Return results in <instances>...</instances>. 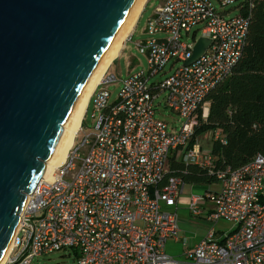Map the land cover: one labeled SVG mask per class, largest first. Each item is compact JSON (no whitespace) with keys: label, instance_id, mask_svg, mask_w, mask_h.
<instances>
[{"label":"built area","instance_id":"obj_1","mask_svg":"<svg viewBox=\"0 0 264 264\" xmlns=\"http://www.w3.org/2000/svg\"><path fill=\"white\" fill-rule=\"evenodd\" d=\"M217 2L219 9L211 0H161L153 7L142 28L149 36L135 41L146 70L127 72L109 101L106 85L114 75L104 69L84 109L91 99L94 131L78 144L72 140L51 180L40 179L26 194L1 264H29L33 256L63 248L72 250L76 264H264L260 152L237 168L215 172L217 190L190 195L189 214L211 226L179 257L165 250L168 240L180 239L175 210L184 184L171 175L159 185L167 158L213 173V157L192 137L193 129L207 112L205 94L230 72L245 40L247 16L235 5L233 14L224 9L238 0ZM199 35L209 37L208 45L182 64ZM167 61L171 71L149 80ZM162 92L163 106L177 115L170 129L154 113ZM217 221L233 227L214 237L221 231L212 226Z\"/></svg>","mask_w":264,"mask_h":264},{"label":"water","instance_id":"obj_2","mask_svg":"<svg viewBox=\"0 0 264 264\" xmlns=\"http://www.w3.org/2000/svg\"><path fill=\"white\" fill-rule=\"evenodd\" d=\"M133 0H0V256L68 108ZM210 39L195 38L197 58Z\"/></svg>","mask_w":264,"mask_h":264},{"label":"trees","instance_id":"obj_3","mask_svg":"<svg viewBox=\"0 0 264 264\" xmlns=\"http://www.w3.org/2000/svg\"><path fill=\"white\" fill-rule=\"evenodd\" d=\"M235 7L248 18L240 55L205 94L207 112L192 134L194 138L210 131L213 173L170 155L159 185L171 175L187 183L209 184L217 181L215 172L237 168L256 152L264 153V0H238Z\"/></svg>","mask_w":264,"mask_h":264},{"label":"rangeland","instance_id":"obj_4","mask_svg":"<svg viewBox=\"0 0 264 264\" xmlns=\"http://www.w3.org/2000/svg\"><path fill=\"white\" fill-rule=\"evenodd\" d=\"M212 3L217 7L220 8L218 5L217 0H211ZM161 2V0H145L130 31V37L125 39L122 43V47L119 49L118 54L113 58L111 63L108 65L106 69V74H113L114 79L108 82L106 85V89L108 90V100H113L116 97V93L120 86L121 79L126 75L127 72L137 71L140 69L146 70V59L145 56L138 51L135 46V41L145 38L149 36L145 31L142 30L146 18L151 14L153 7ZM236 4L226 5L224 7L226 12L229 14H233L235 9L233 6ZM198 33V30H197ZM152 36H159V33H154ZM184 34H182V39H188ZM179 62H176V65ZM171 71L169 68V61L163 67V71L156 73L155 75L151 76L149 80L157 79L163 76L164 74ZM102 85H97V88H100ZM163 92L155 98V109L154 113L157 117L163 119L168 124V128L176 127L178 122L176 120L177 115L173 112L169 107H164L162 104V96ZM158 101V102H157ZM92 112V104L91 99L88 103V106L85 110L84 117L81 121V129H79L73 138V143L78 144L81 142L82 137L85 133L93 132L94 131V120L95 115H91ZM96 114V111H95ZM209 130H206L198 135V141L205 146L209 142ZM193 186V187H192ZM194 188V189H192ZM204 184H191V183H184L183 185V194L188 195L189 193H197L200 194L204 190ZM187 210L183 209V207H178L176 210L178 225H179V233L178 237L180 241L178 242V246L175 243L167 242L166 250L170 255L175 257H179L180 251L183 248H190L196 239L202 238L207 229L211 226V222L205 221L202 217L199 216H192L186 213ZM214 228H217L221 231L215 233L214 237L222 236V233L229 231L232 229L233 224L231 222L226 221H217L212 224ZM183 247V248H182ZM178 251V252H177ZM177 252V253H176ZM29 264H76V258L72 252V250L68 248L54 250L45 254H40L37 256H33Z\"/></svg>","mask_w":264,"mask_h":264},{"label":"bare ground","instance_id":"obj_5","mask_svg":"<svg viewBox=\"0 0 264 264\" xmlns=\"http://www.w3.org/2000/svg\"><path fill=\"white\" fill-rule=\"evenodd\" d=\"M144 1L145 0L132 1L128 9L123 13L118 25L112 32L104 48L99 53V58H96L92 67L88 71L81 84V87L79 88V93L75 96L60 124L62 127L61 132L57 136L49 155H47L42 161V168L36 183H38L40 179L43 181H50L52 178V171L54 170L55 166L63 161L66 151L80 125V121L91 91L98 82L101 74L107 67L110 60L118 54L119 49L122 47L123 40L129 33ZM26 194H28V192H25L22 203ZM16 222L6 244L4 245L0 256V264L9 250L11 236L15 232Z\"/></svg>","mask_w":264,"mask_h":264},{"label":"crops","instance_id":"obj_6","mask_svg":"<svg viewBox=\"0 0 264 264\" xmlns=\"http://www.w3.org/2000/svg\"><path fill=\"white\" fill-rule=\"evenodd\" d=\"M132 28V27H131ZM114 58V57H113ZM113 58L110 60V62L108 63V65L111 63V61L113 60ZM108 65H107V67H108ZM107 67L105 68V69H107ZM197 138H198V136H197ZM209 139H211V133H210V131H209ZM210 141L211 140H209V142L205 145V146H203L201 143H200V141H199V143H200V145H201V147L202 148H204V149H206V150H209V147H210ZM185 183V182H184ZM187 183V182H186ZM191 184H194V183H191ZM184 185V184H183ZM193 187V186H192ZM218 187H219V182H217V181H215V182H212V183H209V184H204V189L203 190H217L218 189ZM192 189H194V188H192ZM191 194H197V193H189L188 195H184L183 194V186H182V193H181V195L179 196V198H178V200H177V204H176V210H177V208L178 207H183V209H186L187 210V208H186V202L188 201V198L190 197V195ZM176 210H175V212H176ZM186 213H188L189 214V211L187 210V212ZM176 217H177V215H176ZM177 224H178V220H177ZM178 228H179V225H178ZM180 231V230H179ZM199 239H201V237L200 238H198V239H196V241L194 242V244L199 240ZM180 241V239H177V240H168L167 242H172V243H175L177 246H178V242ZM167 242H166V244H167ZM166 244H165V250H166ZM193 244V245H194ZM192 245V246H193ZM191 246V247H192ZM190 247V248H191ZM183 248V247H182ZM184 249H187L186 247L185 248H183L182 250H184ZM181 250V251H182ZM180 251V252H181ZM166 252H167V250H166ZM178 252V251H177ZM176 252V253H177ZM168 253V252H167ZM169 254V253H168ZM170 255V254H169ZM173 256V255H172Z\"/></svg>","mask_w":264,"mask_h":264}]
</instances>
